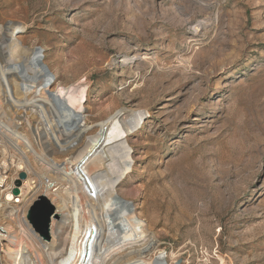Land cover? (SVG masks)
<instances>
[{"label":"rangeland","instance_id":"obj_1","mask_svg":"<svg viewBox=\"0 0 264 264\" xmlns=\"http://www.w3.org/2000/svg\"><path fill=\"white\" fill-rule=\"evenodd\" d=\"M10 22L42 51L51 91H87L85 140L119 109L143 118L118 191L155 236L150 260L264 264V0H0ZM16 221L0 264L26 244L48 264Z\"/></svg>","mask_w":264,"mask_h":264},{"label":"bare ground","instance_id":"obj_2","mask_svg":"<svg viewBox=\"0 0 264 264\" xmlns=\"http://www.w3.org/2000/svg\"><path fill=\"white\" fill-rule=\"evenodd\" d=\"M0 29L5 30L4 40L0 35V60L5 63H0L1 71L13 93L19 98L28 94L33 95L35 101L50 102L56 112L50 119L56 120L66 132L54 149L63 152L67 148L68 151L85 142L76 156L67 161L69 199L57 203L61 218L51 217L47 235L41 233L45 239H52L40 238V243L34 242L40 244L43 255L48 256V264H163L161 260L148 258L156 247V240L151 239L155 236L136 210L130 209L129 200L118 191L134 168L128 136L140 128L143 121L140 113L119 109L97 123L100 128L97 136L85 140V135L95 127L85 118V88L58 86L51 91L55 76L46 65L42 51L23 45L19 39L24 26L10 22ZM12 74L18 81L11 78ZM21 83L28 86L24 92L18 91ZM26 137L32 146L28 135ZM18 143L25 142L19 139ZM21 149L30 151L27 145ZM66 215L69 218L63 219ZM16 222L19 227H25L24 231L31 228L22 214ZM3 234L0 232L1 239ZM9 237L17 243V235ZM28 246H9L10 264H39V261L44 264L43 258H38Z\"/></svg>","mask_w":264,"mask_h":264},{"label":"built area","instance_id":"obj_3","mask_svg":"<svg viewBox=\"0 0 264 264\" xmlns=\"http://www.w3.org/2000/svg\"><path fill=\"white\" fill-rule=\"evenodd\" d=\"M1 63V62H0ZM27 85L21 83L18 91L24 92ZM28 96V97H27ZM33 95L16 97L1 71L0 64V232L3 223L23 218L29 220L31 208L41 198H46L58 217V202L69 199V177L66 154L57 152L55 144L64 139L66 132L62 125L50 119L54 108L50 102L35 101ZM29 137L32 146L27 143ZM22 139L25 143H18ZM27 145L30 151H23ZM26 172L22 179L20 173ZM18 189V192L15 190ZM31 225V224H30ZM42 240L40 232L31 225ZM0 239V245H2Z\"/></svg>","mask_w":264,"mask_h":264},{"label":"water","instance_id":"obj_4","mask_svg":"<svg viewBox=\"0 0 264 264\" xmlns=\"http://www.w3.org/2000/svg\"><path fill=\"white\" fill-rule=\"evenodd\" d=\"M26 177V172H21L20 179L17 180L16 184L20 185L22 179H25ZM15 191L18 192V189H16ZM52 215L58 217V215L55 213L54 206L46 198H41L31 208L29 213V220L36 231L44 234L46 232L47 235V228Z\"/></svg>","mask_w":264,"mask_h":264}]
</instances>
